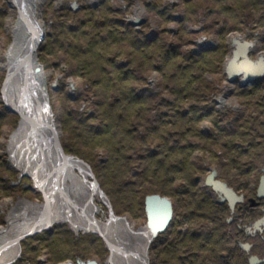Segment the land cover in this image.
Listing matches in <instances>:
<instances>
[{
  "label": "rangeland",
  "instance_id": "rangeland-1",
  "mask_svg": "<svg viewBox=\"0 0 264 264\" xmlns=\"http://www.w3.org/2000/svg\"><path fill=\"white\" fill-rule=\"evenodd\" d=\"M255 1L256 0H191L190 2L184 0H36L37 7L35 10V20L31 18L24 9L27 14V19L29 17V21L37 25L34 29L40 37L38 44L35 47L33 61L35 60V63L41 67L42 75L40 74L39 76H42L43 82L47 87L51 121L57 131L58 146L61 157L62 159L70 157L76 162L80 161L81 164L78 163L87 170V181L94 184L97 189L94 193L95 195L92 194L89 200L90 204L97 209L96 214H94L95 220L104 222L107 219H110V217H113L114 219L127 218L126 221H124L127 222L129 226H133L132 230L137 232L145 226L147 221L146 213L144 214L145 211L143 212L141 209L143 202L145 201L144 199L150 195H164L168 193L170 194V197L167 198L171 201L168 200L167 203L172 206L174 202L178 209L177 211L186 214V220L190 221V227L194 228L198 221L196 218V211L197 200L199 201V199L195 193L199 190L197 183L203 181L207 175L206 170L203 169L211 168L213 165L219 166L227 159V157H229V155H231V152L237 151V153H240V151L244 150L247 151L246 154H241L239 157L240 161L234 164L237 166H241L242 164L247 165L248 163L252 165L263 164L264 125L261 124V122L264 121V109L259 104V93L250 96L248 95L247 97L234 96L233 98H230L228 95L230 91L227 87V82L231 81L225 72V68L231 60L234 51V39L240 41V39H243L246 36L245 34L248 25L247 15L258 16L259 14L257 10L251 8L253 7L252 2L255 3ZM86 5H94L96 8L90 10ZM259 7H262V4H259ZM81 8H84L85 10L78 12V14L75 15V12L79 11ZM89 11L94 12L93 14H96L101 20L106 15H116L117 17L122 18L125 22L131 24L137 21V24H135L134 27L137 30L142 29L147 35H150L153 32L160 33L163 30H167L170 34L161 35V41H159V43H162L163 40L167 41L166 46L174 45V43H172L174 40L171 39L176 35L178 30L179 36L183 37L184 35L185 39L191 40L192 42L184 45L182 48V50L187 53H190L191 51L199 53L209 49L215 50L214 55L206 58L207 66L202 75L203 86L201 85L202 82L198 83L197 88L199 87L200 89L199 91H194L193 95L184 92L188 95L189 100L184 106L182 105L183 111L187 112L190 105L194 104L193 100L195 99L193 96L195 94L203 101L206 99L208 105L210 103L214 106L219 117L217 116L213 120L217 124L214 125L212 123L210 136L208 137L206 134L203 135L202 133L210 129V125L206 124L207 122L200 123L198 126L187 122L186 125V121L177 119V112L170 111L166 118L168 121L165 123L166 130L164 131L163 136L165 138L169 133L173 132L175 135L171 134V138L175 140L162 141L161 136L156 135L143 142V144L147 145L154 143L165 144L162 157H154V159H147L144 160V162L150 168H154L156 161L161 160V162H163V169H165L162 176L158 175L157 178L162 177L166 181H162L163 183L156 181L152 183L144 182L142 184L137 182L138 184L131 185L129 189H127L128 192L123 195V199L117 204V209L114 207L115 210H113L111 204L108 206L105 203V199L102 195L105 197L106 195L101 190L94 174H92V170H90L89 167H86L85 163L94 168L95 165H99L105 160L111 161V159H115L114 156L118 158L120 162L124 163L122 158L126 155L117 152L115 149L116 142L109 144V147L105 145V148L95 147L99 145L100 142L89 143L90 146L88 148L81 147L87 162L79 160L75 156L66 152L67 145L77 144L79 141L75 143L70 140V137H66L67 134L64 132L67 127L63 124L65 121L63 119L69 117V112H75V117H78L79 114L87 116L95 108L90 101L84 103L82 101L84 97H81L79 101L77 100L72 104L67 100L66 92L59 89V87H62L61 84H66L67 92L69 95L74 96L80 92L79 83L71 80V78H69L68 81H65L64 76L69 68H65L63 63L60 64L57 61V58L60 59L61 57L58 56L59 53L55 56H51L48 55L47 50H45V47L52 41L49 36L53 32V25L56 21L62 23L63 20L68 25L76 27V25H79L77 22L80 19H86V15L89 14ZM159 11H164V13L166 12L168 15L173 16L172 20L165 23L163 18L158 14ZM19 13V8L15 6L12 0H0V185L7 186L4 188L0 186V188L3 189H0V229H6L9 227L10 224L8 223V217L13 211L29 210V207H25V204H29L32 207H35V205H42L43 203L45 204L44 193L39 190L32 175L29 174L27 170H22L11 162L8 150L10 138L22 122L20 113L16 110L14 105H12L15 103V99L11 96V92H8L10 91V87H5V82L11 75L5 67V54L13 44L11 28L17 21ZM183 18V23H179ZM34 29V34L30 37V40L36 36ZM52 63H56L57 67L52 66ZM121 64L127 66V61ZM135 67H139V65L137 66V63H135L134 66H130L127 70L134 75L135 73L133 71ZM145 68H147V66L142 69ZM19 73L20 72H18V74ZM144 75L147 88L152 91L154 95L153 97L157 99V102H160L161 98H165L164 86L165 84L167 85V82L162 80L161 74L154 71L148 70ZM132 77L133 76H130L129 74L128 82L134 81ZM234 80H236V78H234ZM245 82H247V80H244L243 82V78H241L242 85L250 83ZM41 83L42 81L40 84ZM133 86L134 84H131V86H127L126 89L129 90L135 88L136 91L141 90L140 88ZM205 87H207V89ZM237 107H242L243 109L246 108L244 121L241 122L243 125H240V134L228 136L230 132L229 129L236 126L234 124L229 125L228 119L237 116L234 114ZM150 111L154 112V114H160L164 113L166 108L161 107L156 103L155 106H151ZM170 120H177V122L168 124ZM97 121L99 122V119L94 120L92 123ZM181 121L182 123H180ZM188 127H192V129H189L193 131L186 136L187 140L185 141L184 137L179 134L187 131ZM223 129L226 130L227 135L220 132ZM45 130L49 141V150L46 151V155L51 156L53 153L48 133L49 130ZM122 131V133L125 134V129ZM148 136L154 135L150 134ZM168 138H170V135ZM101 142L104 143L103 141ZM41 145H43V142ZM190 146H196L197 148L190 149ZM238 146L241 147L238 149ZM181 147L187 148L182 150ZM188 148L190 151L187 150ZM122 150L124 152V148ZM131 151L127 150L125 153L129 154ZM238 155L236 153L233 154L235 160L238 159ZM130 164L131 166H137L140 163L132 161L129 165ZM180 164L183 168L182 171L180 170L181 172L178 173L179 175L177 179H180L181 181L174 183L170 178V173L174 175L172 168ZM224 167L228 168L227 166ZM74 173L77 172L74 171ZM154 176L155 175L149 174L148 178L156 179L153 178ZM174 176L176 177V175ZM135 180L137 179L135 178ZM44 185L47 187L49 186L46 184ZM131 194H134L137 197L133 200V205H130L129 203V199L133 197ZM173 195H175V197H173ZM49 196L51 198L50 193ZM260 196H263V194ZM170 206L168 205L169 208ZM165 208L167 207L165 206ZM72 209L75 210L74 208ZM170 210L172 213L173 210ZM109 211L115 216L118 214V218L110 216ZM168 223L169 221L167 222L165 229L168 227ZM63 225H65L70 231L78 229L79 234H83L82 232H88L89 230L99 232L101 237L104 238L105 244L107 246L108 244L110 245L100 228L91 224H85L84 226L75 225L69 218L61 219L49 224L47 227L45 226L46 228H38L40 231H36L33 235L30 234L32 231L23 232L29 233L30 236L20 239L18 256L10 264H38L39 257L42 255L48 256L47 264H54L53 262L59 257L55 258L52 251L60 253L61 251L59 250H61L62 246H58L60 243L56 240L57 236L54 238V241L49 238V235L58 231L56 230V227L62 228ZM75 234L72 232V235H62V241H71L76 236ZM73 244L77 245L80 249L84 245L81 241H74ZM143 245L142 252L138 256H133V253L117 254L112 250L113 247L110 245L109 248L114 254L111 256L112 259L109 258L108 264H133L135 262L133 258L135 257L140 259V262H145L146 264L145 252L147 249V242L145 240H143ZM38 248L39 250H37ZM124 255L126 256L124 257ZM102 257L98 256L97 259H101ZM93 259H90L89 261H95L99 264L95 258Z\"/></svg>",
  "mask_w": 264,
  "mask_h": 264
},
{
  "label": "trees",
  "instance_id": "trees-1",
  "mask_svg": "<svg viewBox=\"0 0 264 264\" xmlns=\"http://www.w3.org/2000/svg\"><path fill=\"white\" fill-rule=\"evenodd\" d=\"M184 1L190 2L191 0ZM259 4H262L263 7L264 0L252 2L253 7H259ZM86 6L90 10L96 8L94 5ZM83 10L85 9L81 8L75 12V15ZM164 11H159L158 14L165 23L171 21L173 16L164 13ZM93 13L89 11L86 19H80L77 22L79 25H76V27L68 25L63 20L62 23L56 21L53 25V32L49 36L52 41L45 47V50L51 56L59 53L58 56L61 57L60 59L57 58V61L60 64L63 63L65 68H69L64 76L65 81L71 78V80L79 83L80 92L74 96L69 95L66 84H61L62 87H59V89L66 92L67 100L72 104L84 97L82 101L84 103L90 101L95 108L87 116L79 114L78 117H75V112H69V117L63 119L65 121L62 122L67 127L64 132L67 136L66 134L65 136L70 137V140L75 143L79 141L77 144L67 145L66 152L79 160L87 162L81 147L88 148L89 143L100 142L95 147L105 148V145L109 147V144L116 142L115 149L117 152L126 155L122 158L124 163L120 162L115 156V159L105 160L99 165H95L94 168L85 163V166L92 170V174H94L101 190L106 195L113 210H115L131 185H136L137 182L142 184L144 182L166 181L162 177L157 178L158 175L162 176L165 169H163L161 160L156 161L154 168H150L144 162V160H151L154 157H162L165 144L147 145L143 142L156 135H160L162 141L175 140L171 138V134L175 135L173 132L168 134L170 138L168 136L164 138L163 136L166 130L165 123L168 121L166 118L170 111L177 112V119L186 121V125L187 122L197 126L200 123L207 122L206 124L210 125V129L202 133L208 137L210 136L212 123L217 124L213 120L219 115L214 106L210 103L208 105L206 99L203 101L195 94L193 96L195 99L193 100L194 104L190 105L187 112L183 111L182 105L184 106L189 100L187 94L193 95L194 91H199L200 88H197L198 83L202 82L201 85L203 86L202 75L207 66L206 58L214 55L215 50L209 49L199 53L192 51L187 53L182 48L192 42L185 39L184 35L183 37L179 36L178 30L176 37L174 36L171 39L174 40L172 41L174 45L166 46L167 41L163 40L162 43H159V41H161V35L170 34L167 30L147 35L142 29L137 30L131 23L125 22L116 15H106L101 20ZM183 20L184 18L179 23H183ZM126 61L127 66L121 64ZM135 63L139 67H135L133 71L135 74L132 75V72L130 73L127 69L134 66ZM52 66L57 67V64L52 63ZM145 66L147 68L142 69ZM148 70L161 74L162 80L167 82V85L164 86L165 98H161L160 102H157L152 91L147 88L144 73ZM129 74L133 76L134 81L128 82ZM131 84L141 90L136 91L135 88L127 90L126 87L131 86ZM205 88L207 89V87ZM156 103L166 108V111L160 114H154L150 111L151 106H155ZM96 119H99V122L92 123ZM174 122H177V120H170L168 124ZM189 128L192 129V127H188L187 131L179 134L184 137L185 141L187 140L186 136L193 131ZM123 129H125V134L122 133ZM220 132L227 135L224 129ZM150 134L154 136H148ZM185 148L187 147H181L182 150ZM189 148L195 149L197 147L190 146ZM189 148L187 150L190 151ZM127 150L132 151L126 154ZM132 161H137L140 164L131 166L129 163ZM182 168L181 164L172 168L176 177L170 173V178L174 183L181 181L177 178ZM149 174L155 175L153 178L156 179H149ZM0 186L7 187L5 185ZM131 195L133 197L129 199V203L133 205L132 202L137 197L134 194ZM154 195L164 198L167 208L168 205L170 206L167 203L168 199L165 198L170 197V194L166 193L165 196L162 194ZM144 202L141 207L143 212ZM169 209H171V206ZM171 221L170 219L168 226ZM56 228L58 231L49 235V238L55 241L54 238L57 236L56 240L60 243L58 246H62V248L59 250L60 253L52 251L55 258L59 257L53 262L54 264L66 259L74 262L76 259L90 260L95 258L100 264L105 262L108 251L97 235L83 234L75 236L71 241H62V235H72V232L65 225L62 228ZM74 241H81L84 244L83 247L78 248L77 245L73 244ZM98 256L103 257L97 259Z\"/></svg>",
  "mask_w": 264,
  "mask_h": 264
},
{
  "label": "flooded vegetation",
  "instance_id": "flooded-vegetation-1",
  "mask_svg": "<svg viewBox=\"0 0 264 264\" xmlns=\"http://www.w3.org/2000/svg\"><path fill=\"white\" fill-rule=\"evenodd\" d=\"M251 8L257 10L259 14L247 15L246 36L240 41L248 45V59L254 64H259L264 63V7ZM258 72L254 78H251L253 76L245 70L243 73L247 80L245 83L250 82L246 85L241 84L243 76L227 82L230 98L259 93V104L264 109V69ZM245 109L237 107L236 111L234 110L237 116L228 119L229 125H236L229 129L228 136L240 134V125H243L241 122L244 121L246 114ZM261 124L264 125V121ZM240 147L238 146V149ZM246 152V150L240 153L233 151L221 165L203 169L206 170L207 175L203 181L197 183L199 190L195 192L199 199L198 201L196 198L198 219L196 227H190L186 214L179 213L172 201V221L148 246L145 252L146 264H264V194L260 196L258 193L261 179L264 178V161L261 165L234 164L239 162L241 154ZM234 153L239 154L236 160L233 157ZM209 177L213 183L225 185L232 195L207 185L206 180ZM105 199L110 204L107 197ZM113 216L118 218L114 214ZM121 219L126 221L127 218ZM78 231L75 229L72 232L76 233V236L86 233L96 234L103 241L108 255L102 264H108L111 250L101 235L90 230L82 232L83 234H79ZM88 261L76 259L73 262L66 259L59 264H80ZM47 263L48 256L39 257L38 264Z\"/></svg>",
  "mask_w": 264,
  "mask_h": 264
},
{
  "label": "bare ground",
  "instance_id": "bare-ground-1",
  "mask_svg": "<svg viewBox=\"0 0 264 264\" xmlns=\"http://www.w3.org/2000/svg\"><path fill=\"white\" fill-rule=\"evenodd\" d=\"M12 2L19 8L20 13L11 28L13 44L5 54V67L9 74L13 73L19 59L26 56L25 51L30 44V37L34 34V26H37L29 21V17L28 19L26 17L28 14L31 18H36V0H12ZM245 60L243 73L246 70L251 76H254L259 73L258 71L264 69V63L254 64L248 59ZM37 68H39L38 64L30 56L27 59L25 76L22 71L14 76L10 84V92L15 99L13 105L17 103V106L32 118L38 131L29 121L21 120L20 126L10 138L8 150L11 162L22 170H27L32 175L37 187L44 193L45 204L35 205V207L25 204V207H29V210L13 211L9 215V227L0 229V264H10L17 258L20 242L18 238L29 234L23 232L47 227L53 222L68 218L75 225L91 224L100 228L115 253H133V256H138L144 246L143 240L147 242L146 248L151 243V239L144 229L141 228L139 231L134 232L127 222L113 217L104 222L95 220L94 214H96L97 209L90 204L89 200L97 189L94 184L87 181V170L70 157L62 159L58 146L57 131L51 121V114L46 103L42 102L36 93V87L40 86L38 83L42 81V76L40 77V74L35 73ZM45 129L49 130L53 153L51 156L46 155V151L49 150V141ZM40 133L43 138H41ZM42 142L43 145H41ZM74 171L77 173H74ZM44 184L49 186L47 187ZM146 220L147 224V213ZM110 245L108 244V247ZM112 250L110 259L114 254ZM133 259L135 261L133 264H145L136 257Z\"/></svg>",
  "mask_w": 264,
  "mask_h": 264
},
{
  "label": "water",
  "instance_id": "water-1",
  "mask_svg": "<svg viewBox=\"0 0 264 264\" xmlns=\"http://www.w3.org/2000/svg\"><path fill=\"white\" fill-rule=\"evenodd\" d=\"M135 24H137V21L134 22L132 25L135 26ZM39 38L40 37H39V35H37V32H36V36L33 39H31V42L28 45L27 50L25 51L26 56L19 59L17 65L15 67V70L13 71V73H11V75L8 77L7 81L5 82V87H10L13 76L17 75L19 71H22L23 73L26 72L27 59L30 58V56L33 57V54L35 53V47L38 44ZM239 44H241V45H239ZM233 45H234V51L232 53V58L228 62L227 66L225 68L226 75L228 76L230 81L234 80V78H236V77L243 76V71L245 68L244 61H246L245 59H248V56H247V46L248 45L247 44L241 43V41L234 39ZM29 51H30V53L28 54ZM38 67L39 68L35 69V73L41 74V72H42L41 67L39 65H38ZM254 77L255 76H253L251 78H254ZM244 80H245V77L243 76V82H244ZM38 84H40V83H38ZM36 88H37L36 93H37L38 97L41 99L42 102L46 103L47 108H48L49 113H50L48 91H47V87H46L45 83L43 82V79H42V84H40V86H37ZM14 107L20 113L21 120L29 121V123H31L37 130V126L32 121V118L29 117L28 114L24 110H22L20 107H18L17 104H15ZM40 136H41V138H43L41 133H40ZM78 162L81 164L80 161H78ZM206 182L209 186H212L215 190H219L225 194H227V193L230 194V191L225 188V185L219 184V183H213L211 181V178H208ZM258 191H259L260 195L264 194V178L261 179V184L259 186ZM230 195H232V194H230ZM102 197L105 199L104 195H102ZM165 202H166V200L164 198H161L158 195H154V196L145 198V208H146V213L148 216V223L146 224V226L142 227V229H144V231L147 233L148 237L151 239L150 241H152V239L156 238L158 236V234H160L161 232L164 231L166 224L171 217V211H170L169 207H168V209L163 208L166 206ZM105 203L109 206V203L106 199H105ZM109 213H110V216H113L111 211H109ZM36 231L38 232L40 230L35 229L30 234L33 235L36 233ZM30 234L22 235V237L18 238V240L23 238V237L25 238L26 236H30ZM146 251H147V249H146ZM66 264H69V263H66ZM80 264H97V263L95 261H89L87 263H80Z\"/></svg>",
  "mask_w": 264,
  "mask_h": 264
}]
</instances>
